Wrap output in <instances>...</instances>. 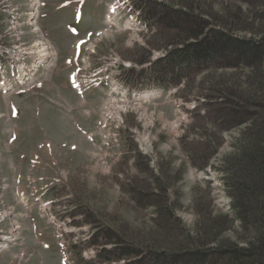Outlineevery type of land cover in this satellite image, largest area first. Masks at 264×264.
<instances>
[{
    "label": "rangeland",
    "instance_id": "1",
    "mask_svg": "<svg viewBox=\"0 0 264 264\" xmlns=\"http://www.w3.org/2000/svg\"><path fill=\"white\" fill-rule=\"evenodd\" d=\"M144 2L195 12L239 39L264 30V0H0L1 57L45 43L55 52L50 69L0 91V264H128L116 258L136 252L152 264V253H181L195 241L215 248L251 238L228 166L250 126H227L221 114L234 94L255 92V76L213 68L155 87L133 75L139 90L128 89L125 71L177 43L141 18ZM11 65L0 62V78L13 77ZM115 244L122 251L109 253Z\"/></svg>",
    "mask_w": 264,
    "mask_h": 264
},
{
    "label": "trees",
    "instance_id": "2",
    "mask_svg": "<svg viewBox=\"0 0 264 264\" xmlns=\"http://www.w3.org/2000/svg\"><path fill=\"white\" fill-rule=\"evenodd\" d=\"M137 9L142 19L151 21L150 28L158 26L167 33H175L177 43L163 58L141 62L140 66L148 67L139 72L134 69L125 71V84L129 89L138 88L131 83L133 75L139 78L149 76L155 87H165L166 81L175 73L173 84L179 86L189 74L200 75L224 67L249 68L257 83L255 92L249 95L234 94L238 102L232 104L228 114H221L222 120L230 121L227 126H250L237 146L238 154L228 166L232 170L235 191L233 207L251 238L246 240V245L220 243L215 248L195 241L191 249L181 253H152V264H264V30L262 34L255 33L259 35L256 38L239 39L223 28L213 27L192 11L177 10L161 2H144ZM261 26L264 29V21ZM160 212L164 213L161 205ZM164 215L172 216V213ZM224 222L229 223L226 218ZM99 235L96 230L91 239H97ZM92 245L102 252L106 251L104 246L108 244L92 241ZM111 250V254L122 251L117 244ZM138 257H141L139 252L121 253L116 260L119 263L126 258L130 261L128 264H143V259Z\"/></svg>",
    "mask_w": 264,
    "mask_h": 264
},
{
    "label": "bare ground",
    "instance_id": "3",
    "mask_svg": "<svg viewBox=\"0 0 264 264\" xmlns=\"http://www.w3.org/2000/svg\"><path fill=\"white\" fill-rule=\"evenodd\" d=\"M38 1V0H37ZM38 4V3H37ZM46 45V44H45ZM47 46V45H46ZM42 48H44L45 50H47L45 47H42ZM41 49V48H40ZM30 50H32V49H30ZM35 51V50H34ZM40 52V50H38V53ZM30 53H32V54H30ZM30 53H28V52H26V53H21V52H19V53H15V55H13V57H14V60H15V64H16V66H20V65H18V62H23V61H25L27 58L26 57H28V58H32V56L31 55H34L35 54V52H31L30 51ZM26 58V59H25ZM43 58V59H42ZM47 59H50V56H47L46 54H41V58L39 57V58H37L36 60V62H37V64H43L44 63V60H47ZM29 60V59H28ZM27 60V61H28ZM36 62H34V63H36ZM151 93V94H150ZM154 93H156V92H148V94L149 95H146V96H150V95H152V94H154ZM160 95V93L157 95V96H159ZM154 97H156V96H154Z\"/></svg>",
    "mask_w": 264,
    "mask_h": 264
}]
</instances>
